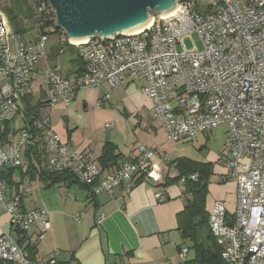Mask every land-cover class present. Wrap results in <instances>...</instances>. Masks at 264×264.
I'll return each instance as SVG.
<instances>
[{"label":"built area","instance_id":"1","mask_svg":"<svg viewBox=\"0 0 264 264\" xmlns=\"http://www.w3.org/2000/svg\"><path fill=\"white\" fill-rule=\"evenodd\" d=\"M176 7L169 17L151 15L152 25L138 34L83 44L69 41L54 17L59 46L76 49L84 67L74 79H67L47 64L39 72L48 84L45 103L69 105L80 90L144 81L153 115L170 141H191L227 125L230 155L223 163L226 180L236 185L237 207L229 221L226 206L217 201L209 227L225 264H264V0H209L205 16L194 0H176ZM6 19L13 44L11 53L0 15V126L19 112L20 103L29 96L30 79L38 61L47 56L49 40L41 36L27 43L13 34ZM194 33L202 49L188 50L182 38ZM33 126L34 131L24 130L7 149L0 145V213L9 215L22 236L36 225L43 232L50 230L48 213L25 211L9 199L3 172L8 166L23 168L22 151L35 143L36 135L42 136L48 155L45 170L72 174L92 189V195H112L123 183L130 186L144 174L160 180L154 172L156 150L141 147L138 162H124L114 174L104 176L91 158L74 151L52 130L48 118L36 120ZM198 179L193 173L181 182ZM156 198L161 200L162 195ZM73 218L80 221L79 215ZM104 220L105 215H100L98 224ZM187 252L183 250L181 256ZM0 261L32 264L29 253L7 233L0 236Z\"/></svg>","mask_w":264,"mask_h":264},{"label":"crops","instance_id":"2","mask_svg":"<svg viewBox=\"0 0 264 264\" xmlns=\"http://www.w3.org/2000/svg\"><path fill=\"white\" fill-rule=\"evenodd\" d=\"M65 53L70 54L68 74H62L60 65L55 68L67 79L79 74L82 63L76 49L62 48L53 37L47 45V56L38 61L30 79L29 96L7 126H0V145L7 149L26 130L27 122L39 115L48 118L52 130L74 151L91 158L104 176L114 174L124 162H138L141 147L156 150L154 172L160 180L144 174L133 179L130 186L123 183L112 195L97 196L75 179L53 184L43 174L48 155L42 136L36 135L35 143L22 151L23 168L8 166L4 171L7 196L25 211L46 210L50 230L43 232L36 225L22 236L9 215L0 213V236L7 233L17 240L29 253L32 264H47L52 259L56 264H196V246L210 247L215 243L209 227L214 204L224 203L229 221L237 207L236 185L226 180L223 163L224 156L230 155V139L222 153L193 158L194 163L209 165L203 174L206 191L194 204L192 186L181 180L171 181L190 167V171L197 168L178 166V160L189 157L174 161L167 158L163 144L170 140L153 115L152 101L143 90L144 81L80 90L69 105L45 104L48 84L39 72L50 65L52 58L58 63ZM107 95L109 99H105ZM19 120L22 126H13ZM209 133L194 140H204ZM107 144L112 148L108 159ZM205 144L201 143L200 152ZM158 194L161 200L156 198ZM102 214L105 220L98 224ZM74 215L80 216L79 222ZM185 249L188 252L182 257Z\"/></svg>","mask_w":264,"mask_h":264},{"label":"water","instance_id":"3","mask_svg":"<svg viewBox=\"0 0 264 264\" xmlns=\"http://www.w3.org/2000/svg\"><path fill=\"white\" fill-rule=\"evenodd\" d=\"M47 1L55 15L56 26L72 42L127 35L149 25L154 19L151 15L165 16L177 9L176 0ZM0 15L6 30L8 51L12 53V34L5 15L1 12Z\"/></svg>","mask_w":264,"mask_h":264},{"label":"trees","instance_id":"4","mask_svg":"<svg viewBox=\"0 0 264 264\" xmlns=\"http://www.w3.org/2000/svg\"><path fill=\"white\" fill-rule=\"evenodd\" d=\"M0 11H2L8 18L13 34L16 36H20L23 40L26 36L31 35L33 32H38L39 34L38 37H36V41L41 36L50 37L53 34L59 35L58 31L53 32L55 26V15L51 11L47 0H0ZM67 48L74 49L71 46H67ZM79 61L80 63H82V68L79 70L80 74L83 71L84 64L81 59ZM39 106H41V104H39ZM39 118V115H36L32 119H30L29 122H27L26 126L28 127H26V130L34 131L35 127L33 126V124ZM8 122L9 121H7L4 126H7ZM110 151H112V148L110 144H107L105 146V155L107 159L109 158ZM36 153L38 154V151H36ZM177 163L178 166L182 169H186V167H184L185 164L197 168L196 171H190V167L181 177L171 181H180L183 177L193 174V172L197 173L199 176V179L197 181L187 182V184L192 186L193 192L196 195V200L195 202H193L194 204H196L201 201L200 197H202L204 195V191H206L207 182L204 179L205 177L203 176V174H205V169H207L209 165L198 164L189 160H178ZM199 170L200 172L198 173ZM5 174L6 173L3 172L4 179L6 178ZM43 174L47 176L48 180L53 184L60 181L75 179V177L68 172L53 174L49 173L47 170H43ZM214 240V245H211L210 247H204L203 245L196 246L198 253L195 260L196 264H225L222 258V249L218 245L215 238Z\"/></svg>","mask_w":264,"mask_h":264},{"label":"rangeland","instance_id":"5","mask_svg":"<svg viewBox=\"0 0 264 264\" xmlns=\"http://www.w3.org/2000/svg\"><path fill=\"white\" fill-rule=\"evenodd\" d=\"M194 2L198 5V10L199 13L205 16L207 6L209 4V0H194ZM157 12V11H154ZM38 32H33L31 35H28L24 38V40L27 43H32L36 41V37H38ZM57 39L59 41L58 35L53 34L49 37L47 45H49L52 42V38ZM185 47L188 50H194L195 47L202 49V42L197 33L186 35L185 37L182 38L181 41ZM179 50H181V47L179 46ZM53 61L50 62V65L52 67H57L60 65L62 67V74L67 75L68 70L70 69V54L65 53L59 62H55L54 58H52ZM141 82V81H140ZM174 106H177L178 100L175 99L173 100ZM22 122L20 120L17 123H14L13 126H22ZM201 138V137H199ZM230 139V130L227 125H222L220 127H217L216 129L213 130L212 133H209L207 135V138L201 141L197 140H191V141H180L175 143L174 141H165L163 144V147L167 153L168 159L170 161H174L178 158H181L183 156L189 157V161H193V158L197 159H205V157L209 153H216L220 154L224 150L227 141ZM206 143V148L204 149L203 152L199 151V147L201 143ZM188 161L187 159H185Z\"/></svg>","mask_w":264,"mask_h":264},{"label":"bare ground","instance_id":"6","mask_svg":"<svg viewBox=\"0 0 264 264\" xmlns=\"http://www.w3.org/2000/svg\"><path fill=\"white\" fill-rule=\"evenodd\" d=\"M174 12H175V11H174ZM174 12H172V13H170V14H168V15H165V16H163V17H164V18H165V17H169V16H171L172 14H174ZM151 17H152V16H151ZM152 23H153V21H152L149 25H147V26H145V27H142V28H140V29H138V30H136V31H134V32L129 33V34H138V33L142 32L143 30L149 28V27L152 25ZM87 41H88V40H87ZM87 41L74 42V43H76V44H83V43H86Z\"/></svg>","mask_w":264,"mask_h":264}]
</instances>
